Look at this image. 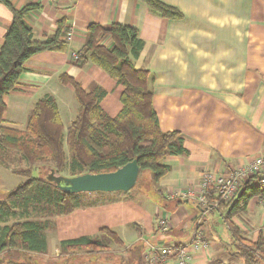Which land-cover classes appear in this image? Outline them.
<instances>
[{"label":"crops","instance_id":"obj_1","mask_svg":"<svg viewBox=\"0 0 264 264\" xmlns=\"http://www.w3.org/2000/svg\"><path fill=\"white\" fill-rule=\"evenodd\" d=\"M3 1L15 10L27 4L40 6L26 16L35 41L52 36L61 18L72 32L66 53L42 52L25 63L17 87L3 97V127L23 131L35 103L49 95L66 130L76 116V102L72 87L60 83L61 74L87 92L105 90L101 109L114 118L121 110L122 87L92 64L77 69L71 58L83 48L88 26L116 24L137 30L144 48L135 65L150 73L159 127L178 132L187 152L162 161L169 171L155 183L156 197L137 190L133 194L132 189L83 194L80 208L55 217L53 229L46 231L48 252L24 259L31 257L37 264H93L89 258L94 254L61 252L59 242L82 237L105 242L99 230L108 229L122 240L119 249L126 264H174L172 252L165 262L147 258L149 248L194 240L208 245L195 253L192 264H243L219 212L184 200L181 194L200 192L205 172L225 174L264 157V0H158L180 12L176 20L154 14L139 0H0V47L12 17ZM100 43L111 46L109 37ZM14 172L0 164V193L26 180ZM263 208L253 199L247 213L233 219L245 237L256 232L258 236L262 230L255 225L264 224ZM163 218L170 225L165 233L158 230Z\"/></svg>","mask_w":264,"mask_h":264},{"label":"trees","instance_id":"obj_2","mask_svg":"<svg viewBox=\"0 0 264 264\" xmlns=\"http://www.w3.org/2000/svg\"><path fill=\"white\" fill-rule=\"evenodd\" d=\"M139 1L162 18H181L178 10L158 0ZM3 3L12 17L0 47V164L26 180L8 193H0V264H37L31 257L24 258L48 252L46 231L53 229L54 218L68 216L82 205L80 194L59 191L50 175L63 176L67 172L65 177H77L112 173L136 160L139 167L136 184L144 172L149 173L148 183H157L169 171L162 161L187 152L178 132H163L159 127L149 88L150 73L135 65L144 48L137 30L116 24L88 26L83 48L75 54V59L71 58L77 69L92 64L122 87L121 110L114 118H109L101 109L107 95L105 90L97 87L87 92L75 80L61 74L60 83L72 87L77 105L76 116L66 130L56 101L49 95L35 103L23 131L3 127L6 109L3 97L17 87L26 71L25 63L42 52L66 53L70 32L66 18H61L52 36L35 41L26 16L40 6L27 4L15 10L8 2ZM104 37L111 40L110 47L100 43ZM20 162L26 164L24 170L17 169ZM14 163L17 167H13ZM33 167L40 174L37 177H32ZM255 182L256 178H250L242 183L241 190L227 202L220 200L214 188L205 192L208 208L217 206L239 250L235 255L243 264H261L260 259L264 263L263 234L259 232L255 240L248 239L233 222L247 213L253 199L264 204V188L255 187ZM99 233L116 246H124L114 232L100 229ZM58 248L61 252L83 251L91 255L107 247L103 241L82 237L61 241Z\"/></svg>","mask_w":264,"mask_h":264},{"label":"built area","instance_id":"obj_3","mask_svg":"<svg viewBox=\"0 0 264 264\" xmlns=\"http://www.w3.org/2000/svg\"><path fill=\"white\" fill-rule=\"evenodd\" d=\"M71 34L72 32L70 31L67 35L68 40ZM72 58L75 59L76 55L73 54ZM250 178H256V182L254 183L255 187L264 188V157H256L248 164L239 167L238 169L231 170L225 174H212L210 172H205L200 178V192L196 193L193 190H189L183 192L181 194V198L184 200L192 199L205 209H214L217 211L216 205L208 208L207 200L205 198L206 190L208 188H214L217 192V196L220 197V200L222 202H227L241 190V184L248 181ZM259 202L260 204L262 203L261 201ZM169 229L170 225L167 218H163L158 221V230L161 233H165ZM207 245L208 244L206 242L194 240L189 244L177 247L151 246L149 248V252L147 251V258L150 256L152 260L157 258L161 259L162 262H165L172 252L175 259L174 264H192V259L195 253L201 248H206Z\"/></svg>","mask_w":264,"mask_h":264},{"label":"water","instance_id":"obj_4","mask_svg":"<svg viewBox=\"0 0 264 264\" xmlns=\"http://www.w3.org/2000/svg\"><path fill=\"white\" fill-rule=\"evenodd\" d=\"M138 174L137 161L133 160L112 173L84 174L77 177L50 175L49 179L65 194L126 193L135 186Z\"/></svg>","mask_w":264,"mask_h":264},{"label":"rangeland","instance_id":"obj_5","mask_svg":"<svg viewBox=\"0 0 264 264\" xmlns=\"http://www.w3.org/2000/svg\"><path fill=\"white\" fill-rule=\"evenodd\" d=\"M75 106H76V109H77V105H75ZM67 156H68V158H67V160L65 162L66 165H68L69 160H70L69 153H67ZM25 165L26 164L24 162H20V164H19L17 169L18 170H24L25 169ZM13 167H17V164L14 163ZM38 175H40L38 170H36V167H33V169H32V177H37ZM66 175H67V172H64L63 176L65 177ZM148 175H149L148 172L142 173V175H141L142 179H141L140 183H137L135 185V187L132 188L133 194H136L137 191H140V192L146 193L150 197H156V193L154 192L155 191V182L153 183L151 181V182L148 183V178H149V177H147ZM23 178H25V177H23ZM200 178H201V176H200ZM200 183H201V180H200ZM200 183H199V185H201ZM6 193H8V192H6ZM79 198L82 199L83 198V194H80ZM263 210H264V208H263ZM214 216H215L214 217L215 219L219 218L216 213H214ZM218 222H220V221H218ZM12 223L13 222H11L10 224H12ZM255 226H256L255 228H259L260 227L262 229V230L258 231V233L261 232L263 234V236H264V224L260 223V226L258 224L255 225ZM0 227H1V225H0ZM246 228L247 229L249 228V231L251 233L254 232V229L251 228L250 226H247ZM256 236H257V232H256ZM256 236H253V234H251L248 237L247 236L246 237L248 239L255 240ZM103 238H105V237H103ZM104 244L106 245L107 248L104 250L103 254L94 253V255H92L89 258V260H91L93 264H126L125 263V256L122 253L121 249H119L121 247L116 246L115 244H113L111 241H109L107 239H105ZM260 261H261V264H264L261 259H260Z\"/></svg>","mask_w":264,"mask_h":264}]
</instances>
